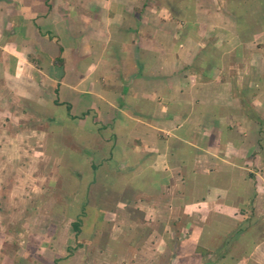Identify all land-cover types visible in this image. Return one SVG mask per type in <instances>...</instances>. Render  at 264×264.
Here are the masks:
<instances>
[{
    "label": "crops",
    "instance_id": "0c3cea01",
    "mask_svg": "<svg viewBox=\"0 0 264 264\" xmlns=\"http://www.w3.org/2000/svg\"><path fill=\"white\" fill-rule=\"evenodd\" d=\"M1 73L80 147L59 264H264V0H0Z\"/></svg>",
    "mask_w": 264,
    "mask_h": 264
},
{
    "label": "rangeland",
    "instance_id": "374dc122",
    "mask_svg": "<svg viewBox=\"0 0 264 264\" xmlns=\"http://www.w3.org/2000/svg\"><path fill=\"white\" fill-rule=\"evenodd\" d=\"M29 87L21 78L0 74V264L64 259L60 231L69 230L70 207L80 205L78 183L71 179L79 180L83 171L70 153L79 154L80 147L66 138L64 128L51 126ZM78 248L72 247L77 252L73 264H82L86 254ZM106 254L96 252L90 259L112 264Z\"/></svg>",
    "mask_w": 264,
    "mask_h": 264
},
{
    "label": "trees",
    "instance_id": "16d2710c",
    "mask_svg": "<svg viewBox=\"0 0 264 264\" xmlns=\"http://www.w3.org/2000/svg\"><path fill=\"white\" fill-rule=\"evenodd\" d=\"M29 89H31V87H29ZM31 90H32V89H31ZM56 104H57V105H60V103H59L58 100L56 101ZM67 109H68V111H70V110H71V106H70V105H67ZM74 118H79V117H74ZM80 226H81V220H78V221H76V223H74L73 228H74V230L76 231L77 235L79 234ZM58 262H60V260L56 261L55 264H59Z\"/></svg>",
    "mask_w": 264,
    "mask_h": 264
}]
</instances>
